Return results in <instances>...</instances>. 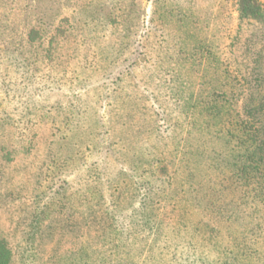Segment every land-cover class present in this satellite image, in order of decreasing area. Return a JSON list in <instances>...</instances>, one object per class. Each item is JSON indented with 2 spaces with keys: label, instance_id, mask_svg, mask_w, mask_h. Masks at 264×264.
<instances>
[{
  "label": "rangeland",
  "instance_id": "374dc122",
  "mask_svg": "<svg viewBox=\"0 0 264 264\" xmlns=\"http://www.w3.org/2000/svg\"><path fill=\"white\" fill-rule=\"evenodd\" d=\"M254 1L0 0V264H264Z\"/></svg>",
  "mask_w": 264,
  "mask_h": 264
},
{
  "label": "trees",
  "instance_id": "16d2710c",
  "mask_svg": "<svg viewBox=\"0 0 264 264\" xmlns=\"http://www.w3.org/2000/svg\"><path fill=\"white\" fill-rule=\"evenodd\" d=\"M235 2L238 6V14H239L238 17L240 20H253V19L262 18L260 5L255 3L254 0H235ZM260 97L261 99H264V94L261 95ZM247 99H251V98H247ZM227 101L228 99L226 100V102ZM217 102H213V104ZM245 102L246 104L244 105V108L247 107L248 108L245 110L244 116L240 120L241 130L239 132V136H240L239 150H242L243 154H247L246 156L244 155V159L242 162L243 164L242 167L244 169L250 168V166L253 165L254 163L256 166H258L257 164L264 165V102H261L260 105H256V106H251L249 103L250 101H245ZM257 143L258 145H256ZM251 146H254V150H253L254 152L249 153ZM257 150L262 151V154L259 153L258 155V162L256 161V157H255V153ZM254 159L255 161H253ZM59 195H60V191H57L52 197V199H54ZM60 196H59L60 200L58 201L62 203V206L64 208L72 206L73 204L72 202L68 200L63 201L61 199L64 198ZM85 256L86 254L84 252L79 253L77 257L74 259L75 261H71L70 264H75L76 261H78V264H86L84 260ZM81 260L83 261L79 263V261Z\"/></svg>",
  "mask_w": 264,
  "mask_h": 264
}]
</instances>
